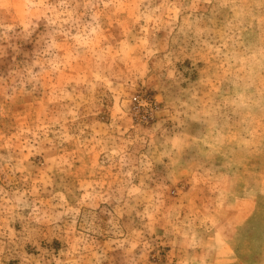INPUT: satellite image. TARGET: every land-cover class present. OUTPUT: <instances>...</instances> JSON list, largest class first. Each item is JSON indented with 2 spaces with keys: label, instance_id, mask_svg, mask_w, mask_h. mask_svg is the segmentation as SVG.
Instances as JSON below:
<instances>
[{
  "label": "rangeland",
  "instance_id": "rangeland-1",
  "mask_svg": "<svg viewBox=\"0 0 264 264\" xmlns=\"http://www.w3.org/2000/svg\"><path fill=\"white\" fill-rule=\"evenodd\" d=\"M0 264H264V0H0Z\"/></svg>",
  "mask_w": 264,
  "mask_h": 264
}]
</instances>
